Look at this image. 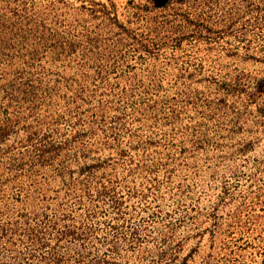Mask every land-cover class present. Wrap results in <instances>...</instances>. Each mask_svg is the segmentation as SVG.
I'll use <instances>...</instances> for the list:
<instances>
[{
    "label": "rangeland",
    "instance_id": "obj_1",
    "mask_svg": "<svg viewBox=\"0 0 264 264\" xmlns=\"http://www.w3.org/2000/svg\"><path fill=\"white\" fill-rule=\"evenodd\" d=\"M5 124L0 264H264V0H0Z\"/></svg>",
    "mask_w": 264,
    "mask_h": 264
},
{
    "label": "trees",
    "instance_id": "obj_2",
    "mask_svg": "<svg viewBox=\"0 0 264 264\" xmlns=\"http://www.w3.org/2000/svg\"><path fill=\"white\" fill-rule=\"evenodd\" d=\"M160 4L163 7L166 6V3L164 1H162ZM7 129H8V127L6 124L0 127V143H2L5 140V136L9 132V130H7ZM47 150H49V149H47ZM42 158H44V157H42Z\"/></svg>",
    "mask_w": 264,
    "mask_h": 264
}]
</instances>
